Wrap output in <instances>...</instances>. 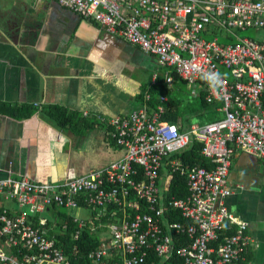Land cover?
Returning <instances> with one entry per match:
<instances>
[{"label": "built area", "instance_id": "1", "mask_svg": "<svg viewBox=\"0 0 264 264\" xmlns=\"http://www.w3.org/2000/svg\"><path fill=\"white\" fill-rule=\"evenodd\" d=\"M57 1L155 55L166 69L169 88L175 73L194 96L203 91L223 115L184 128L165 118L168 96L160 95L152 106L147 91L142 107L110 121L108 135L123 149V157L60 182L0 179V264H150V251L159 264H171L174 255L183 264H240L250 244L248 223L228 210L225 198L236 190L229 174L237 152L264 160V42L239 30L264 27V0ZM207 72L221 73L222 87H210L201 78ZM194 142L203 144L201 153L211 167L187 165L179 156ZM174 172L186 176L189 194L166 200ZM3 198L30 207L32 214L52 206H87L94 217L110 214L114 222L87 257L74 246L73 262L42 228L47 218L38 217L39 225H34L26 213L13 215L1 204ZM170 207L189 223L171 219ZM73 217L79 227L86 224L81 215ZM233 225L235 232L220 240V233ZM79 234L77 230L74 237ZM179 234L188 243L177 246Z\"/></svg>", "mask_w": 264, "mask_h": 264}, {"label": "crops", "instance_id": "2", "mask_svg": "<svg viewBox=\"0 0 264 264\" xmlns=\"http://www.w3.org/2000/svg\"><path fill=\"white\" fill-rule=\"evenodd\" d=\"M165 71L155 55L57 0H0V179L60 182L123 157L108 136L110 121L142 107L153 76L164 78ZM51 106L99 124L59 126L46 113ZM229 183L236 190L225 203L248 223L250 236L240 264H264V160L237 152ZM1 204L31 212L15 199ZM56 212L36 217L48 218L52 232L63 220L48 215ZM76 212L84 219L92 213Z\"/></svg>", "mask_w": 264, "mask_h": 264}, {"label": "trees", "instance_id": "3", "mask_svg": "<svg viewBox=\"0 0 264 264\" xmlns=\"http://www.w3.org/2000/svg\"><path fill=\"white\" fill-rule=\"evenodd\" d=\"M253 38V37H252ZM174 80L181 81L183 83H186L184 80H182L179 76H177L175 73H172ZM187 84V83H186ZM151 93L152 99L151 104L152 106H155L156 102H159L160 95H167L168 101L166 102L167 107V114L165 115V118L172 122H181L182 127L188 128L191 124L195 123L193 122L192 118L193 115H196L201 118L204 116L205 112L208 113V116H206L207 120H202V122H196V123H206L208 121L216 120L222 117L221 112L217 110V105L212 104L206 101L205 99V93L203 91L200 92V94H197L195 96L200 101L199 107L194 106H188L184 103V101L177 95L172 93V87H168L167 84L164 81V78L162 76H159L157 78V81L155 83H149V87L147 89ZM146 91V92H147ZM145 92V93H146ZM48 116L52 118L59 126L66 127L71 126L75 131H78L81 128H90L93 124H99L98 118L94 117L92 118H86L83 115L77 113V112H71L66 108H62L59 106H51L46 111ZM205 119V118H204ZM109 129H112V126L109 125ZM109 136V135H108ZM112 143H114L116 146V141L109 136ZM203 144L200 142H194L187 148H185L183 151L179 153V156L183 159V161L187 165H199V166H205V167H211L213 164L210 162V159H207L203 156L201 153ZM178 156V155H177ZM165 168L162 169L161 174L162 176L165 173ZM189 194V189L187 185V178L184 175H181L178 172H174L172 181L170 183L169 190L164 193V197L166 200L175 197V198H183L186 197ZM29 211H30V207ZM86 208L92 211L90 207L83 206L81 209ZM1 209V208H0ZM51 209H56L57 212L55 214H48L50 216H56V217H62L63 220L58 222V227L54 231H49L48 234L50 236H55L59 244L63 247L66 254L71 256L72 261L74 262V256L77 253V251H74V246H78V253L83 254L87 257V254L97 248L102 241L108 234H109V223L114 222L112 215L108 214L106 216H98L94 217L96 215V212L92 211L91 215L87 217L86 224L83 227H79L78 222L74 221V215L79 214L77 213L76 209H68L66 207H58V206H52L49 209H46L44 213H49ZM71 210V212H66L65 210ZM80 209V210H81ZM26 213V212H25ZM171 219L176 220L178 222H181L183 224H188V220L185 219L182 216V212L179 209L170 207L169 211L167 212ZM21 213H13V215H17ZM27 214V213H26ZM33 216L31 212L28 213L27 218L28 220H32L34 225H39V218ZM39 216V215H37ZM50 223V220L47 218L46 224L42 225V228H48V225ZM237 229L234 226L232 227H226V229L221 232L220 240L226 236L231 235L235 232ZM77 230H80V234L78 238L74 237V234ZM188 237L183 234L175 236V243L177 246L183 245L188 243L187 239ZM85 257V258H86ZM150 264H159L160 258L155 254V252L150 251L149 257H148ZM169 263L171 264H183V259L177 255H174L171 259H169Z\"/></svg>", "mask_w": 264, "mask_h": 264}, {"label": "rangeland", "instance_id": "4", "mask_svg": "<svg viewBox=\"0 0 264 264\" xmlns=\"http://www.w3.org/2000/svg\"><path fill=\"white\" fill-rule=\"evenodd\" d=\"M241 35L248 36V37H253L257 40L264 41V27L262 28H249L246 30H239ZM172 93L177 94L186 105L188 106H194V107H199L200 101L194 96L192 92V88L189 87L186 83L181 82L180 80L174 81V85L172 87ZM206 116H208V113L205 112L204 116L201 118L200 117L193 115L192 120L193 122H202V120H207ZM205 118V119H204ZM66 212H71V210H65Z\"/></svg>", "mask_w": 264, "mask_h": 264}, {"label": "clouds", "instance_id": "5", "mask_svg": "<svg viewBox=\"0 0 264 264\" xmlns=\"http://www.w3.org/2000/svg\"><path fill=\"white\" fill-rule=\"evenodd\" d=\"M201 78L205 80L210 87L219 88L222 87L223 77L219 72H207L203 73Z\"/></svg>", "mask_w": 264, "mask_h": 264}]
</instances>
